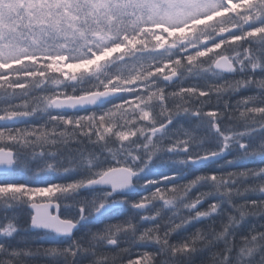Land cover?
Returning a JSON list of instances; mask_svg holds the SVG:
<instances>
[{
    "label": "snow or ice",
    "instance_id": "obj_1",
    "mask_svg": "<svg viewBox=\"0 0 264 264\" xmlns=\"http://www.w3.org/2000/svg\"><path fill=\"white\" fill-rule=\"evenodd\" d=\"M0 264H264V0H0Z\"/></svg>",
    "mask_w": 264,
    "mask_h": 264
},
{
    "label": "trees",
    "instance_id": "obj_2",
    "mask_svg": "<svg viewBox=\"0 0 264 264\" xmlns=\"http://www.w3.org/2000/svg\"><path fill=\"white\" fill-rule=\"evenodd\" d=\"M22 216L24 215L23 213L21 214ZM22 222H23V220H22ZM191 230V229H190ZM39 242V241H38Z\"/></svg>",
    "mask_w": 264,
    "mask_h": 264
}]
</instances>
